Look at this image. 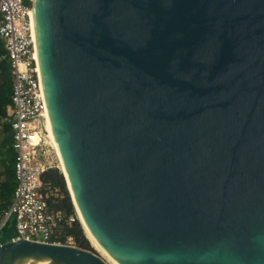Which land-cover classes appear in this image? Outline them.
<instances>
[{
  "label": "water",
  "instance_id": "obj_1",
  "mask_svg": "<svg viewBox=\"0 0 264 264\" xmlns=\"http://www.w3.org/2000/svg\"><path fill=\"white\" fill-rule=\"evenodd\" d=\"M32 5L63 174L98 244L119 264H264V0ZM0 264L108 263L11 240Z\"/></svg>",
  "mask_w": 264,
  "mask_h": 264
},
{
  "label": "built area",
  "instance_id": "obj_2",
  "mask_svg": "<svg viewBox=\"0 0 264 264\" xmlns=\"http://www.w3.org/2000/svg\"><path fill=\"white\" fill-rule=\"evenodd\" d=\"M32 1L0 0V38L11 66L13 88L4 121L11 130L17 183L0 231L12 223L16 235L13 240L59 244L55 239L64 217L49 209L42 180L50 169L41 160L50 139ZM76 220L77 213L68 222Z\"/></svg>",
  "mask_w": 264,
  "mask_h": 264
},
{
  "label": "trees",
  "instance_id": "obj_3",
  "mask_svg": "<svg viewBox=\"0 0 264 264\" xmlns=\"http://www.w3.org/2000/svg\"><path fill=\"white\" fill-rule=\"evenodd\" d=\"M0 167L4 168L5 180L0 185V221H3L4 212L11 205L17 187L15 179V152L13 150L10 126L4 119L11 104L12 76L11 66L6 58L4 43L0 38ZM42 180L45 185L44 193L49 209L55 213H62L64 220L60 224L56 242L73 246L96 254L94 247L87 238L79 220L69 223L71 216L76 215L75 206L69 193L64 174L58 168H51L44 172ZM13 227L12 223L0 231V242L7 243L13 240L5 233Z\"/></svg>",
  "mask_w": 264,
  "mask_h": 264
},
{
  "label": "rangeland",
  "instance_id": "obj_4",
  "mask_svg": "<svg viewBox=\"0 0 264 264\" xmlns=\"http://www.w3.org/2000/svg\"><path fill=\"white\" fill-rule=\"evenodd\" d=\"M48 141H49L48 144L44 147V152H43V155L41 156V160L48 167H50V169L51 168H58V169L61 170V165H60V162H59V158H58V156L56 154V151H55V149H54V147H53V145L51 143V140H48ZM4 171H5L4 168L0 167V185L5 180ZM75 210H76V208H75ZM76 213H77V211H76ZM79 221H80V219H79ZM1 223H2V221H0V225H1ZM83 229H84V227H83ZM84 231H85V229H84ZM85 234H86V232H85ZM86 236H87V234H86ZM69 243L70 244H68V245H73L74 244L73 241H71V240L69 241ZM91 245L94 247V249L96 251V254L99 257L104 259L108 264H112L111 261H109V259L104 255V253L102 251H100V249H98L95 245H93V243H91Z\"/></svg>",
  "mask_w": 264,
  "mask_h": 264
},
{
  "label": "bare ground",
  "instance_id": "obj_5",
  "mask_svg": "<svg viewBox=\"0 0 264 264\" xmlns=\"http://www.w3.org/2000/svg\"><path fill=\"white\" fill-rule=\"evenodd\" d=\"M47 131H48V136L51 140V143L56 151V154L59 158V162H60V165H61V171L62 173H64V170H63V167H62V162H61V157H60V153H59V150H58V146H57V143H56V139H55V136H54V132H53V128H52V124H51V121H50V117L48 115V121H47ZM76 208V207H75ZM77 213H78V217L80 219V222L82 223L84 229H85V232L87 234V237L89 238V240L91 241V243H93V245H95L98 249H100V251H102L104 253V255L109 259V261H111L112 264H119L117 261H115L99 244L98 242L94 239V237L92 236V234L90 233V231L88 230V228L86 227V224L82 218V215L80 213V211L78 209H76Z\"/></svg>",
  "mask_w": 264,
  "mask_h": 264
},
{
  "label": "crops",
  "instance_id": "obj_6",
  "mask_svg": "<svg viewBox=\"0 0 264 264\" xmlns=\"http://www.w3.org/2000/svg\"><path fill=\"white\" fill-rule=\"evenodd\" d=\"M11 229H8L5 233L6 236H10L11 238H15V230L13 227H10Z\"/></svg>",
  "mask_w": 264,
  "mask_h": 264
}]
</instances>
